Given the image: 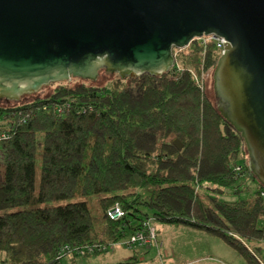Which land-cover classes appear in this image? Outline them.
<instances>
[{
  "label": "trees",
  "instance_id": "trees-1",
  "mask_svg": "<svg viewBox=\"0 0 264 264\" xmlns=\"http://www.w3.org/2000/svg\"><path fill=\"white\" fill-rule=\"evenodd\" d=\"M173 54L161 76L119 77L110 88L51 83L47 95L0 101V264H59L60 253L115 244L148 219L203 230L264 264V186L204 84L222 53L194 40ZM243 174L257 182L247 198ZM92 196L99 217L86 202L52 206ZM116 203L126 215L111 221Z\"/></svg>",
  "mask_w": 264,
  "mask_h": 264
},
{
  "label": "water",
  "instance_id": "water-1",
  "mask_svg": "<svg viewBox=\"0 0 264 264\" xmlns=\"http://www.w3.org/2000/svg\"><path fill=\"white\" fill-rule=\"evenodd\" d=\"M210 35L227 41L214 101L264 186V0H0V101L71 78L161 76L174 49Z\"/></svg>",
  "mask_w": 264,
  "mask_h": 264
},
{
  "label": "rangeland",
  "instance_id": "rangeland-1",
  "mask_svg": "<svg viewBox=\"0 0 264 264\" xmlns=\"http://www.w3.org/2000/svg\"><path fill=\"white\" fill-rule=\"evenodd\" d=\"M213 73L209 72L205 76V89L210 98L213 99ZM120 76L114 73L110 79H105L101 84L92 82L91 80H84L81 78H71L63 83L69 85L85 84L95 87H107L110 88L112 82L118 79ZM56 85H48L41 90L43 93L37 92L34 94H28L22 96V101L33 99L37 95L49 94ZM41 163L40 157L36 161V190H38L40 181ZM2 175V166H0V177ZM250 175L243 174L240 183L246 182L245 186L248 189L242 193V198L249 197L256 189L257 182L253 178H249ZM226 197L227 200H232L236 196L229 194ZM98 196L75 198L66 201H59L52 204V206H63L73 202H86L92 215L99 217L100 208L98 205ZM144 212H149V209L139 206ZM19 210V209H17ZM17 210H7V212H13ZM1 214V213H0ZM138 221H136L137 223ZM158 231L159 241L162 242V247L153 245L149 248L135 249L134 251L123 246L126 238H123L120 242L112 245L105 253L93 254L83 256L75 253L66 255L59 264H248L245 258H243L234 248L227 244L220 237L210 235L203 230L189 227L186 225H170L162 224L157 221L152 223ZM254 246H263L252 245ZM134 254L138 258H134ZM142 259V261H140ZM137 261V262H135Z\"/></svg>",
  "mask_w": 264,
  "mask_h": 264
},
{
  "label": "built area",
  "instance_id": "built-area-1",
  "mask_svg": "<svg viewBox=\"0 0 264 264\" xmlns=\"http://www.w3.org/2000/svg\"><path fill=\"white\" fill-rule=\"evenodd\" d=\"M195 40L199 41L202 45H207L209 43H212L218 48V50H220L221 53H223L224 48H225L224 43L227 42L225 38L218 37L215 35L203 36ZM237 170H241V167H238ZM260 195L262 198H264V190L261 192ZM125 215H126V212L119 203L114 204L113 206L108 208V210L106 211V217L110 219L111 221H119L123 219ZM153 222H154L153 219H148L142 222L140 228L132 232L128 236L126 241L123 243V246L127 247L128 249L132 251H134L135 249L149 248L153 245H156L159 248L162 247L163 244L158 239V231L156 227L152 225ZM115 244H110L107 246L99 245V246H94V247H86L84 249L77 248L73 251V253L83 255V256L93 255L96 252L97 253L103 252V251L107 252L109 248ZM64 256H66L65 253H60L59 258H63Z\"/></svg>",
  "mask_w": 264,
  "mask_h": 264
},
{
  "label": "crops",
  "instance_id": "crops-1",
  "mask_svg": "<svg viewBox=\"0 0 264 264\" xmlns=\"http://www.w3.org/2000/svg\"><path fill=\"white\" fill-rule=\"evenodd\" d=\"M158 239H159V237H158ZM133 256H134V258H138L136 254H134ZM140 261H142V259Z\"/></svg>",
  "mask_w": 264,
  "mask_h": 264
}]
</instances>
